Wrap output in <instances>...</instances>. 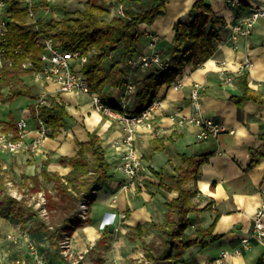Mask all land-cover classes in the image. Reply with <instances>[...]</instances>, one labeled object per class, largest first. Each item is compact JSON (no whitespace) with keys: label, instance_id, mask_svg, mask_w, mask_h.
I'll list each match as a JSON object with an SVG mask.
<instances>
[{"label":"crops","instance_id":"crops-1","mask_svg":"<svg viewBox=\"0 0 264 264\" xmlns=\"http://www.w3.org/2000/svg\"><path fill=\"white\" fill-rule=\"evenodd\" d=\"M60 1L53 0L58 3L57 13L50 18L64 15L66 9H82L89 0H62L59 4ZM205 1L218 17L226 20V24H219L215 29L214 53L210 58L198 66L188 65L175 81L159 88L158 104L152 111L153 127L140 126L134 136L133 146L143 155L146 170L133 180L119 168L130 150L126 142L127 132L120 121L95 110L87 94L61 91L54 82L37 81L26 76L36 93L46 94V97H54L63 103L68 116L60 132L46 138L35 153L0 150L3 163L10 168L17 167L20 173L35 174L47 165L49 170L65 175L72 167L63 165L62 157L74 156L77 142L88 141L89 133L95 131L102 139L113 174L95 191L90 203L89 220L70 234L69 261L80 254H83L81 264H138L142 261L145 250L141 238L134 234L130 236L129 232L138 224L165 221L166 201L175 197L177 192L166 191L159 184L170 181L174 166L182 162V154L206 156L199 168L198 178L191 179L186 185L193 204L205 208L190 213L192 224L188 231L210 225L219 215L213 231L219 237L209 239L205 246L196 244L176 250L175 254L179 255L176 264H256L264 258V241L252 239L249 248L242 245V238L250 236L253 231V216L264 200V103L241 99L243 91L238 79L247 72L248 87L264 94V18L257 22L249 37L235 39L232 35L234 24L245 17L259 0ZM194 2L170 0L165 15L158 16L152 24H140L142 36L135 56L168 52L176 41L174 23L187 19ZM155 4L157 0L107 1L111 16L121 14L124 8L138 12ZM155 36L158 40L152 47ZM125 50V46L120 45L106 61L108 67L115 62L125 65L123 85H109L105 89V102L109 105L118 106L126 84L136 82L148 70L127 64L124 61ZM229 77L233 78L232 83L227 82ZM175 82H180L179 89L174 87ZM134 84L139 88L137 83ZM196 87L200 92L201 114L222 128L220 133L206 139L198 136L201 130L199 124L180 123L184 118L195 115L192 92ZM8 92L9 86L2 87L4 96ZM113 96L118 99L116 104L110 101ZM35 102L36 99L29 96L14 100L0 97V120L16 124L20 118H26L28 141L37 136L38 120L31 110ZM133 102V111H138L141 103L136 95ZM13 107L19 111L16 117ZM193 215L198 221L202 218L204 221L194 224ZM7 229H11L10 224ZM31 236L34 240L38 238L39 242L41 239L44 243L48 242V246L40 244L49 247L46 249L53 257L54 247L46 234L44 240L37 234L32 233ZM143 238L146 241L160 239L153 228L147 229ZM224 251L228 252L226 256L222 254ZM53 259L59 262L57 256L54 255Z\"/></svg>","mask_w":264,"mask_h":264},{"label":"trees","instance_id":"trees-1","mask_svg":"<svg viewBox=\"0 0 264 264\" xmlns=\"http://www.w3.org/2000/svg\"><path fill=\"white\" fill-rule=\"evenodd\" d=\"M107 1L89 0L82 9H66L60 17L44 18L39 14L52 7L53 3L49 0H33L31 3L24 0H6L8 17L7 30L1 39L5 62L0 68V91L2 87L9 86V92L6 96L0 92V97L7 100L20 96H29L36 100L40 98L34 87L27 82L26 76L32 77L34 70L42 68L41 54L44 48L41 41L49 36L65 50L79 49L88 54V60L80 66V71L88 76L91 90L99 92L104 101L107 97V86H122L125 81V65L115 62L108 67L106 61L113 51L124 45V61L129 64L142 36L139 25L152 24L158 16L165 15L170 0H157V4L144 7L138 12L124 8L122 14L114 16L110 15ZM31 11H34L36 18L30 17ZM219 24L225 25L226 20L218 17L205 0H195L188 11L187 19H179L174 23L176 41L162 55V65L149 67L133 82L139 86L136 98L141 107L138 111L151 104L156 99L159 88L175 81L188 65L198 66L212 56L215 29ZM238 79L243 91L241 99L249 98L264 103V94L254 92L248 87L247 72ZM31 110L51 128V136L60 132L68 116L65 105L50 96L46 103L38 105V114L36 103L31 105ZM0 129L11 133L14 139L19 137L16 124L12 121L0 120ZM77 144L78 149L74 156L62 157L61 163L72 167L67 174L51 171L47 165H43L33 175L25 172L21 175L20 180L28 192L45 191V209L49 219L40 218L26 196L17 199L7 191L9 179L1 170L3 161L0 159V216L22 224L26 221L22 218L23 212L26 209L30 211L38 219L37 230L47 235L54 247V255L59 259V262H55L50 256H46L50 264H73L62 254L64 231L69 228L71 231L68 233L71 234L77 226L89 220L88 217L83 219L80 216V202L91 198L113 176L106 159V150L97 132H90L88 141H78ZM205 159V155L182 154V162L174 166L170 181L159 184L166 191H176L177 195L166 201L168 210L165 221L138 224L129 232L130 236L134 234L141 238L145 250V258L138 264H176L179 261L176 250H184L196 244L205 246L209 239L219 237L213 233L219 215L214 217L210 225L188 231L192 224L190 213L203 211L205 208L193 204L191 192L186 185L191 179L198 178L199 168ZM43 182H53V189H46ZM149 228L157 231L159 241H146L143 238ZM0 264L39 263L32 255L13 253L6 259L0 258ZM256 264H264V258L259 259Z\"/></svg>","mask_w":264,"mask_h":264},{"label":"built area","instance_id":"built-area-1","mask_svg":"<svg viewBox=\"0 0 264 264\" xmlns=\"http://www.w3.org/2000/svg\"><path fill=\"white\" fill-rule=\"evenodd\" d=\"M26 3H31L33 0H24ZM6 0H0V68L5 62L4 49L2 46V36L7 30V17L8 12L5 8ZM49 2H53L49 0ZM52 12H55L54 7L50 8ZM123 10L121 11V14ZM31 18H36L34 11L30 12ZM264 18V0H259V3L253 6L250 12L238 20L233 26V37L235 39L239 37H249L257 24V22ZM158 37L155 36L151 42V46L154 47ZM43 52L41 58L43 66L40 70H34L32 77L34 80H41L45 82L56 83L61 91L65 92H81L89 95L91 104L95 110L103 115L120 121L125 131L127 132L126 142L130 146L129 152L125 155L120 170L124 172L132 180L138 177L142 170H146V164L144 163L143 155L133 146V140L135 134L138 132L140 126L152 128V111L157 106L158 101L156 99L141 111H133V101L138 88L132 83L128 82L126 88L121 97L120 104L113 106L107 104L102 95L99 92L91 90L90 81L86 74L80 71V66L88 60V54L79 50H65L59 46L53 37L49 36L42 39ZM163 59L159 52H152L149 54H140L133 56L129 60V64L132 67L146 70L153 65H162ZM228 83L233 82V78L229 77ZM176 89H179L180 82L173 83ZM193 105L195 107V115L184 118L180 121L181 124L196 123L201 126V130L198 136L201 139H206L211 135H217L221 132L222 128L218 126L211 118L204 117L201 114L200 104V92L199 87H196L192 92ZM47 102L46 94L40 95V98L36 100V112L38 114V105ZM37 129L35 130L37 136L28 141V121L26 118H20L16 122L17 139L12 138V134L0 129V150L9 151L11 153H19L23 150H28L31 153H35L42 142L50 136L51 128L47 123L37 117ZM264 191V186L262 187ZM94 197V193L91 198L84 199L79 204V213L83 219H86L89 214L90 202ZM66 238L61 241L62 254L65 257L71 256L70 248V233H65ZM256 239L264 241V200L257 208L253 216V231L250 236L242 238V245L245 248L251 246V240ZM223 256L228 254L224 251ZM34 259L39 264H50L47 261V253L36 250L33 252ZM83 259V254H80L72 262L73 264H79Z\"/></svg>","mask_w":264,"mask_h":264},{"label":"rangeland","instance_id":"rangeland-1","mask_svg":"<svg viewBox=\"0 0 264 264\" xmlns=\"http://www.w3.org/2000/svg\"><path fill=\"white\" fill-rule=\"evenodd\" d=\"M62 2L63 1L61 0L59 4H62ZM52 3L55 12H52L49 8V10H43L39 15L41 16L43 14L44 18H50L52 15H56L58 3L55 2ZM110 101L116 104L118 99L115 98V96H113ZM12 109L14 112V116L15 117L18 116L19 115L18 109H15V107H13ZM31 121L33 122L34 119H32ZM9 159L12 160V158ZM1 170L5 174H7V178L9 179L7 183V191L13 196H15L17 199H21L23 196H26L28 203L31 204L35 210L38 211L40 218L49 219L47 211L45 209V203H46L45 191L40 190V191L28 192V190L24 188L22 181L20 180L21 176L20 177L14 176L15 174H22L20 173L21 171L15 166H12L10 168L5 163H3V169L1 168ZM43 185L46 189L49 190L53 189V182H47V183L43 182ZM170 195H172V193H170ZM22 216H23L22 218H25L26 220L22 224L18 223L17 221H9L4 217L0 216V256H3L4 258L9 257L13 253H23V254L25 253V254L33 255L35 249L46 253L49 252L48 249H46L49 248L46 247L48 246V242L45 241L44 243V241L42 242V239L39 242L38 238H35L34 240L31 236L32 233L35 235L37 234V236H41V238H43L44 240L45 233L39 232L37 230L38 219H36L35 216L31 215L30 211H28L27 209L23 212ZM195 216L196 215H193L194 224L202 223L204 221L203 218L198 221ZM9 224L11 226L10 230L7 229ZM69 231H71L69 228L64 231L63 234L64 238L62 240L66 238L65 233H68ZM39 233H41V235H38ZM25 236L29 237V239L25 238ZM118 240L119 242L121 241V239L119 238ZM159 240L156 239V241ZM41 242L44 243L46 246L40 244ZM52 252L54 257V252H55L54 249H52ZM47 256L50 255L48 254ZM53 257L51 258L53 259Z\"/></svg>","mask_w":264,"mask_h":264},{"label":"water","instance_id":"water-1","mask_svg":"<svg viewBox=\"0 0 264 264\" xmlns=\"http://www.w3.org/2000/svg\"><path fill=\"white\" fill-rule=\"evenodd\" d=\"M109 229H110V231H113V228L112 227H110Z\"/></svg>","mask_w":264,"mask_h":264}]
</instances>
